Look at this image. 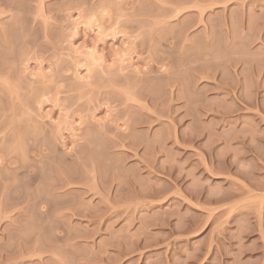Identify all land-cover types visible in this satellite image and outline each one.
Wrapping results in <instances>:
<instances>
[{"label":"rangeland","instance_id":"obj_1","mask_svg":"<svg viewBox=\"0 0 264 264\" xmlns=\"http://www.w3.org/2000/svg\"><path fill=\"white\" fill-rule=\"evenodd\" d=\"M0 264H264V0H0Z\"/></svg>","mask_w":264,"mask_h":264},{"label":"bare ground","instance_id":"obj_2","mask_svg":"<svg viewBox=\"0 0 264 264\" xmlns=\"http://www.w3.org/2000/svg\"><path fill=\"white\" fill-rule=\"evenodd\" d=\"M182 2V1H181ZM205 3V2H204ZM185 5V4H184ZM181 6V5H180ZM198 8V7H197ZM179 12V11H178ZM132 128V127H131ZM41 152V151H40ZM43 154V153H42ZM45 154V153H44Z\"/></svg>","mask_w":264,"mask_h":264}]
</instances>
